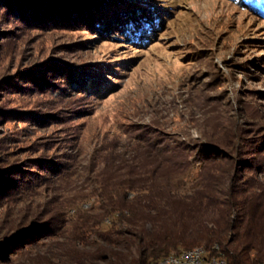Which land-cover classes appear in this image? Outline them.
I'll return each instance as SVG.
<instances>
[{
  "label": "rangeland",
  "instance_id": "1",
  "mask_svg": "<svg viewBox=\"0 0 264 264\" xmlns=\"http://www.w3.org/2000/svg\"><path fill=\"white\" fill-rule=\"evenodd\" d=\"M133 11L156 22L142 40L124 30ZM140 129L169 143H236L245 156L252 137L264 143V16L236 0H97L84 15L39 22L0 5V163L29 165L14 177L32 183L0 216L87 189L96 149ZM34 159L69 170L45 181ZM198 170L179 176L180 192L194 189Z\"/></svg>",
  "mask_w": 264,
  "mask_h": 264
},
{
  "label": "trees",
  "instance_id": "2",
  "mask_svg": "<svg viewBox=\"0 0 264 264\" xmlns=\"http://www.w3.org/2000/svg\"><path fill=\"white\" fill-rule=\"evenodd\" d=\"M236 1L264 16V0ZM0 5L22 18L45 22L46 17L64 13L84 15L97 0H0ZM142 12L128 15L124 29L134 32L137 40L156 27L150 14ZM140 130L116 149L110 143L96 149L87 189L62 199L51 197L45 207L38 203L23 214L3 213L0 262L156 264L165 256L201 246L208 256L224 258L227 264H264L262 138L252 137L245 156L244 147L236 143L226 148L217 142L169 143L161 135ZM33 161V167L45 170V181L49 174L69 170L64 162ZM1 164L0 206L31 195V181L14 177L29 174L24 169L29 165ZM193 165L199 168L196 186L182 193L179 176ZM93 236L105 243L87 248ZM42 239L49 240L44 250L26 251L27 245ZM17 251L23 256L13 261Z\"/></svg>",
  "mask_w": 264,
  "mask_h": 264
},
{
  "label": "bare ground",
  "instance_id": "3",
  "mask_svg": "<svg viewBox=\"0 0 264 264\" xmlns=\"http://www.w3.org/2000/svg\"><path fill=\"white\" fill-rule=\"evenodd\" d=\"M188 254L197 255V258H203V264H213V263L227 264L225 259L221 257L208 256L206 251L201 247L185 250L178 254H170L158 260L156 264L170 263V262L172 264H185L188 262Z\"/></svg>",
  "mask_w": 264,
  "mask_h": 264
},
{
  "label": "built area",
  "instance_id": "4",
  "mask_svg": "<svg viewBox=\"0 0 264 264\" xmlns=\"http://www.w3.org/2000/svg\"><path fill=\"white\" fill-rule=\"evenodd\" d=\"M160 264H172L170 263H160ZM185 264H203V258H197V255L188 254V262ZM213 264H222V263H213Z\"/></svg>",
  "mask_w": 264,
  "mask_h": 264
}]
</instances>
